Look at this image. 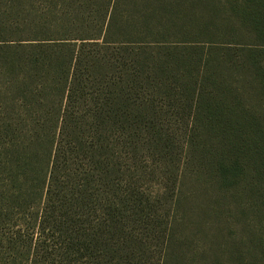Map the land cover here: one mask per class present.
Here are the masks:
<instances>
[{
  "label": "trees",
  "instance_id": "trees-1",
  "mask_svg": "<svg viewBox=\"0 0 264 264\" xmlns=\"http://www.w3.org/2000/svg\"><path fill=\"white\" fill-rule=\"evenodd\" d=\"M231 1L260 47L191 31L183 0H50L26 40L0 47V89L11 95L1 131L23 136L8 142L13 172H0L2 249L25 252L27 264H264V115L240 95L214 92L220 64H249L264 97V0ZM169 111L187 117L197 151L215 141L201 152L214 172H167L168 192L153 196L136 171L140 153H174L176 137L160 120ZM32 157L41 170L27 172ZM188 175L245 217L241 233L230 217L229 240L216 235L219 248L205 247L200 263L181 243Z\"/></svg>",
  "mask_w": 264,
  "mask_h": 264
},
{
  "label": "rangeland",
  "instance_id": "rangeland-1",
  "mask_svg": "<svg viewBox=\"0 0 264 264\" xmlns=\"http://www.w3.org/2000/svg\"><path fill=\"white\" fill-rule=\"evenodd\" d=\"M49 1L0 0V47H5L9 41L26 40L28 36L24 35L23 32H27L30 27L37 25V22H43L40 17L42 16V12L48 8ZM183 4L184 13H192L191 15L195 16L191 22L193 25V28L190 27L191 31L194 32L195 29H200L201 33H203L206 31L205 28L209 27L207 30L214 31V34L215 32L221 34L211 38V42H217V44L233 43L238 47H260V43L256 37L248 33L249 29L241 27V24L236 22V19L233 17L231 0H183ZM200 36L206 38L205 35ZM250 66L247 64V67L250 68ZM247 67L245 66L244 69L237 71L231 68L230 65L220 64L218 76L221 74L224 82L223 86L218 87L214 92L218 95L227 94L228 96H233L234 93L240 95L244 104L248 108H251V111L258 110L264 115V97L262 96V92L257 88L256 76H254L252 71H248ZM238 73H243L244 77ZM215 78L207 82L208 87ZM3 81L6 82L7 80L0 79V83H3ZM220 82L221 80L218 79L217 83ZM178 92L179 94L182 93L181 91ZM183 93L188 96L187 93ZM10 103L11 95L7 90L0 89V172H13L11 161L14 153L12 148L10 149L8 142L10 138H15L16 142L20 143L23 137L21 129L9 134H4L1 131L2 123H8L11 117L10 111L7 109V105ZM156 106L160 109V102H157ZM186 119L185 115H179L177 111H169V113H166L160 119L162 130L164 131L166 128L171 127V132L176 137L174 142L175 150L171 156L165 153H157L156 155H152L151 153L144 155L140 153V161L136 172H142L143 179L141 186L147 193H151L153 196L157 190L168 192L172 179L171 175L167 172H173L174 176L176 172H214L210 170L207 159H204L201 152H203L205 145L207 147L205 150H209L215 141L212 138H207L206 140L204 131L197 127L193 132V134H197L198 136L197 142L201 143L206 140L204 145L201 146L202 150L197 151L195 147L191 146L190 138L187 139ZM186 141H188L189 145L186 148L185 154L181 148ZM148 142L145 141L144 144ZM217 152H219V149H217ZM190 156H193V158L190 159ZM28 161L31 170L27 172H34L33 170L36 168L41 170V166L44 164L42 159L39 161V158L34 157L28 159ZM200 161L206 168L200 165ZM187 177V182L183 186V192L184 194L186 193V205L183 209L191 210V214L186 213L184 223L187 238L183 235L181 243L184 245L183 252L188 262L191 263L189 259L192 258V262L200 263L203 261L202 250L205 247L208 250L210 249L208 252L219 248L221 240L216 235L221 233L226 238L225 240H229L227 236L230 237L233 231L229 224L232 222L230 217L235 214L238 216L234 219V222L241 223L237 224L240 233L244 231L242 226L245 217L240 216V211L238 213L234 211L232 214L229 209L220 207V202L216 198L215 192L211 189L205 190L191 185L194 180L193 176L188 175ZM167 202L168 204L170 203V198ZM181 214H184V212H181ZM248 214L254 220V213L250 211ZM179 217H182V215H179ZM203 222L208 223V229H204ZM179 236L182 235L179 234ZM149 242L151 247L155 245L154 240L149 239ZM200 245L202 247L198 249ZM1 247L0 245V264H27V254L25 252L15 254V252H11L9 249H2Z\"/></svg>",
  "mask_w": 264,
  "mask_h": 264
}]
</instances>
